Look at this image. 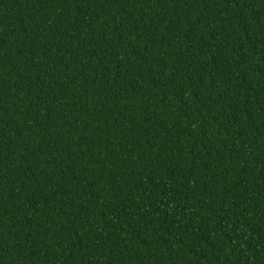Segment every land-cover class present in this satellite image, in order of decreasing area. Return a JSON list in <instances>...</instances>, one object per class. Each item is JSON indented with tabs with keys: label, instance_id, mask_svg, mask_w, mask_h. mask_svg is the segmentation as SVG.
<instances>
[{
	"label": "trees",
	"instance_id": "trees-1",
	"mask_svg": "<svg viewBox=\"0 0 264 264\" xmlns=\"http://www.w3.org/2000/svg\"><path fill=\"white\" fill-rule=\"evenodd\" d=\"M0 264H264V0H0Z\"/></svg>",
	"mask_w": 264,
	"mask_h": 264
}]
</instances>
